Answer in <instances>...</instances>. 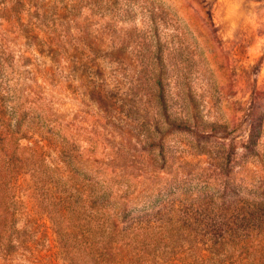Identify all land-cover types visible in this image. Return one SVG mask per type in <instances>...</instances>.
<instances>
[{
  "label": "rangeland",
  "instance_id": "rangeland-1",
  "mask_svg": "<svg viewBox=\"0 0 264 264\" xmlns=\"http://www.w3.org/2000/svg\"><path fill=\"white\" fill-rule=\"evenodd\" d=\"M1 148L0 264H264V0H0Z\"/></svg>",
  "mask_w": 264,
  "mask_h": 264
},
{
  "label": "trees",
  "instance_id": "trees-1",
  "mask_svg": "<svg viewBox=\"0 0 264 264\" xmlns=\"http://www.w3.org/2000/svg\"><path fill=\"white\" fill-rule=\"evenodd\" d=\"M14 150L9 151L8 149H0V202L2 199H4V196L6 195L5 190L7 189V183L10 180V177H12L13 171L9 170V167L7 165L8 157L12 156V152ZM11 172V173H10ZM9 175V176H8ZM5 209H1L0 207V233L6 231L12 223H10L9 220L10 217L5 213ZM50 218L52 219V222H54V225L56 227V232L61 237V231L59 230L60 224L56 222V219H54L53 215H50ZM6 248L9 246V243H2ZM67 249V247H65Z\"/></svg>",
  "mask_w": 264,
  "mask_h": 264
}]
</instances>
